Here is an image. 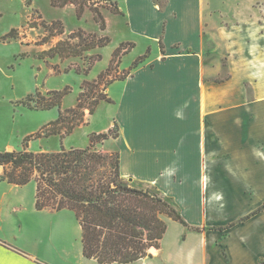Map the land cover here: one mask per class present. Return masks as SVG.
Masks as SVG:
<instances>
[{"label":"rangeland","instance_id":"rangeland-1","mask_svg":"<svg viewBox=\"0 0 264 264\" xmlns=\"http://www.w3.org/2000/svg\"><path fill=\"white\" fill-rule=\"evenodd\" d=\"M27 1L0 0V152L8 151V148L22 150L27 137L40 133L47 124L57 120L59 108L56 106L47 109L44 106L54 99L50 92L63 91L69 87L70 92L64 97L61 110L75 107L84 91V83L99 80L100 75L108 70L113 52L122 43L132 42L135 47L122 57L118 66L114 65L104 76L100 90L104 91L105 84L110 80L122 77L148 49L149 62L146 60L136 68L133 78L113 82L104 91L112 102L102 101L93 115L87 109L86 124L76 127L72 134L64 138L60 135L34 138L29 142L30 150L58 151L62 146L66 149L86 148L90 145L93 133H107L114 128V123L120 126V141L110 139L98 143L96 148L104 152H121L124 149L126 164L128 156L124 146L128 139H132V130L142 133L148 130L151 136L156 134V140H174L175 136L169 130L179 132L188 125L184 123L183 114L189 97L179 93L181 84L175 82V67L159 64L166 58L161 54L160 41L165 54L170 56L197 49L204 53L207 63L206 79L217 87L216 110L220 113L217 119L221 122L224 121V104L220 97L224 95L223 83L229 79L230 74L233 72L239 81L231 89L228 88L232 92H239L240 81L255 79L257 72V78L264 79V0H149V4L147 0H93L107 21L105 31L100 29L88 8L78 17L76 7L72 4L61 8L53 6L52 0ZM113 2L118 3L123 14L111 12ZM33 21L38 22L37 28L30 27ZM54 22L62 24L64 34L46 44H38L41 38L49 35L44 23L51 25ZM13 30H16V37L10 36ZM79 30L97 38L109 36L111 42L106 47L84 52L78 57L61 58L58 55L51 57L44 54L60 40H69ZM71 42L77 43L78 39ZM99 55L102 59L96 61ZM230 55L233 56L229 63ZM250 91L248 87V92ZM228 167L220 163L212 170L206 165L202 173L205 178H231L229 170H226ZM235 169L239 170L240 167L236 165ZM261 171L264 178V165L262 170L258 168V172ZM130 184L142 189L146 186L144 182L136 184L130 181ZM159 189L166 196L171 191L174 193L164 181H161ZM151 190L159 193L155 189ZM6 191L8 189L0 187V193ZM17 191L20 194L23 192L24 202L31 201L29 188ZM7 195L14 196L10 192ZM172 197L175 196L172 194L165 199L173 205L175 200ZM261 200H264V190L254 202L259 203ZM261 206H264V201ZM239 209L246 210L248 205L244 204ZM229 210L232 213L226 214L228 218L217 215L215 224L223 225L228 219H237V209ZM47 216L59 217L58 221L66 224L71 233V249L75 257L77 246L74 240L78 226L76 216L70 212L49 213ZM187 217L188 220L199 221L194 218L193 213ZM21 221L24 224L43 223L42 219L34 220L31 217ZM252 222L256 224L240 226L236 232L245 235L246 241L241 242L236 236L229 241L230 262L227 264H254L249 260L264 247V219H254ZM259 223H263V228L258 231ZM18 240L32 249L31 239L25 234L19 236ZM218 248L219 246H213L217 264H224ZM221 250L226 256L225 248ZM74 263L73 258L72 264ZM258 264H264V261L260 259Z\"/></svg>","mask_w":264,"mask_h":264},{"label":"crops","instance_id":"crops-1","mask_svg":"<svg viewBox=\"0 0 264 264\" xmlns=\"http://www.w3.org/2000/svg\"><path fill=\"white\" fill-rule=\"evenodd\" d=\"M161 54L166 58L159 64L175 67V82L181 84L179 93L189 97V102H185L183 108L184 123L188 125L179 132L169 130L175 136L174 140H156V134L151 136L148 130L145 133L132 130V139H128L124 146L127 164L124 161V149L120 152L121 175L136 184L146 183L144 189H155L164 198L173 194V205L191 226L199 227L201 231L191 230L166 218L168 230L160 249H156L151 257L129 264H217L213 246H219L221 259L227 264L230 262L229 241L233 236L241 242L247 240L245 235L236 234L237 229L240 226L249 227L254 219H264V208L261 206L264 200L254 202L264 190L263 174L262 171L258 172V168L262 170L264 165V79L257 78V72L255 79L240 81L239 92H232L228 88L239 82L232 72L223 83L225 92L220 99L224 104V121L221 122L217 119L220 114L216 110L217 87L206 79L204 53L197 49L171 56ZM232 56H229V63ZM120 139L121 133L114 141L119 142ZM220 163L229 166L225 169L229 170L231 178H205L202 173L205 166L214 170ZM236 165L240 167L239 170L235 169ZM161 181L174 193L167 192L168 196L162 194L159 189ZM0 187L8 189L0 193V264H72L73 258L74 264H100L83 255L79 222L74 240L77 252L73 257L71 233L66 224L59 222V217L47 216L49 213L73 212L38 211L35 207L34 182L23 187L1 182ZM16 188H29L31 201L24 202L23 192L20 194ZM9 192L14 196L7 195ZM244 204L248 205V209L242 211L239 208ZM229 208L237 209V219H228L223 225L215 224L217 215L228 218L226 214L232 213ZM261 208L259 213L253 215ZM192 213L194 218L199 219L198 222L188 220V214ZM248 216L251 217L246 219ZM27 217L42 219L43 223L24 224L21 220ZM231 224L234 225L229 229H220ZM262 225L259 223L258 231L263 228ZM22 234L31 239L32 249L19 242L18 237ZM223 248L226 256L222 253ZM256 253L249 262L258 264L260 259L264 261V247Z\"/></svg>","mask_w":264,"mask_h":264},{"label":"trees","instance_id":"trees-1","mask_svg":"<svg viewBox=\"0 0 264 264\" xmlns=\"http://www.w3.org/2000/svg\"><path fill=\"white\" fill-rule=\"evenodd\" d=\"M27 2L30 3L31 0ZM69 4L76 7L78 17L83 15L85 9H90L100 29L102 31L107 29V21L95 1L52 0L55 7L63 8ZM112 5V13L123 14L118 3L113 2ZM38 25L37 21L30 23L31 28H37ZM44 27L49 35L41 38L38 44H46L64 34L60 22L51 25L44 23ZM10 36L16 37V30H13ZM75 39H78L77 43L71 42ZM110 42L109 36L97 38L93 34L79 30L72 34L69 40H60L44 54L51 57L58 55L61 58L78 57L84 52L106 47ZM159 43L161 52L165 54L162 41ZM134 47L135 44L132 42L122 43L113 52L109 68L100 75L99 80L84 83V91L80 94L75 107L61 110L62 101L70 92L69 87L63 91L50 92L54 99L44 106L47 109L56 106L59 108L57 120L47 124L40 133L27 137L22 150L0 152L2 170L0 183L7 182L23 187L34 182L35 207L38 211L73 212L82 229L83 255L100 264H129L151 257L150 249H160L161 241L168 230L166 218L179 222L191 230L201 231L199 227L191 226L179 210L159 193L151 189L134 187L130 184L131 180L123 178L120 151L104 152L96 148L98 143L119 138L120 130L117 123H114V128L107 133H93L90 145L86 148L66 149L62 146L58 151L29 149V142L34 138L52 135L64 138L72 134L76 127L87 123V109L89 114L93 115L102 101L111 103V98L104 91L115 81L133 77L134 70L150 57L148 49L145 55L133 62L122 77L110 80L105 84L104 91L100 90L104 76L114 65L118 66L122 57L130 53ZM101 59L102 56L99 55L96 61ZM261 210L262 208L253 215ZM233 225L220 229L224 231Z\"/></svg>","mask_w":264,"mask_h":264},{"label":"water","instance_id":"water-1","mask_svg":"<svg viewBox=\"0 0 264 264\" xmlns=\"http://www.w3.org/2000/svg\"><path fill=\"white\" fill-rule=\"evenodd\" d=\"M8 151H9V152L13 151V148H8ZM153 250H155V248H151V249H150V252L152 253Z\"/></svg>","mask_w":264,"mask_h":264},{"label":"bare ground","instance_id":"bare-ground-1","mask_svg":"<svg viewBox=\"0 0 264 264\" xmlns=\"http://www.w3.org/2000/svg\"><path fill=\"white\" fill-rule=\"evenodd\" d=\"M152 253H156V249L155 250H153V252Z\"/></svg>","mask_w":264,"mask_h":264}]
</instances>
